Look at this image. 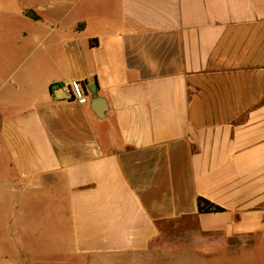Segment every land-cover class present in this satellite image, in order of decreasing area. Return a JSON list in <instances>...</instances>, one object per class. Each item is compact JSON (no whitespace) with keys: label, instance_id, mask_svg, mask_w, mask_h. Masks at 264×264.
<instances>
[{"label":"crops","instance_id":"1","mask_svg":"<svg viewBox=\"0 0 264 264\" xmlns=\"http://www.w3.org/2000/svg\"><path fill=\"white\" fill-rule=\"evenodd\" d=\"M0 93V264H264V0H0Z\"/></svg>","mask_w":264,"mask_h":264},{"label":"rangeland","instance_id":"2","mask_svg":"<svg viewBox=\"0 0 264 264\" xmlns=\"http://www.w3.org/2000/svg\"><path fill=\"white\" fill-rule=\"evenodd\" d=\"M7 62H10V61H7ZM0 95H1V93H0ZM33 254H36V253H33V252L26 253V257H27V263L26 264H80V261H78L76 259H74V260L71 259V261H65L64 258H59L60 256L57 257L56 259L55 258L50 259L49 257H46L44 252H42V256H44V257H42V259L40 261H36L34 263V261L29 258V256L32 257Z\"/></svg>","mask_w":264,"mask_h":264},{"label":"water","instance_id":"3","mask_svg":"<svg viewBox=\"0 0 264 264\" xmlns=\"http://www.w3.org/2000/svg\"><path fill=\"white\" fill-rule=\"evenodd\" d=\"M27 15L30 17H35V15L33 14V12L30 10L27 12ZM88 90L91 92L92 94V101H91V107H97L99 110L98 112H95L97 116H101L103 115V112L105 110L104 108V102H103V98L98 97L96 90H95V84L92 83L88 86Z\"/></svg>","mask_w":264,"mask_h":264},{"label":"trees","instance_id":"4","mask_svg":"<svg viewBox=\"0 0 264 264\" xmlns=\"http://www.w3.org/2000/svg\"><path fill=\"white\" fill-rule=\"evenodd\" d=\"M197 207L200 212L221 211L222 207L210 202L203 197H197Z\"/></svg>","mask_w":264,"mask_h":264},{"label":"built area","instance_id":"5","mask_svg":"<svg viewBox=\"0 0 264 264\" xmlns=\"http://www.w3.org/2000/svg\"><path fill=\"white\" fill-rule=\"evenodd\" d=\"M68 89L71 92L72 97L75 99H81L83 97V90L78 80H72L68 83Z\"/></svg>","mask_w":264,"mask_h":264}]
</instances>
